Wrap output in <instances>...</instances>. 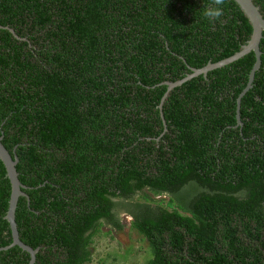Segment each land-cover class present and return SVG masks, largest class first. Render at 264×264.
<instances>
[{
	"label": "trees",
	"instance_id": "1",
	"mask_svg": "<svg viewBox=\"0 0 264 264\" xmlns=\"http://www.w3.org/2000/svg\"><path fill=\"white\" fill-rule=\"evenodd\" d=\"M0 0V137L18 163L15 222L34 264H86L120 212L147 264H264V33L251 90L236 100L252 28L232 0ZM264 19V0H252ZM163 116V118L161 117ZM164 120V123H163ZM10 183L0 161V248L11 243ZM155 196L166 195L163 200ZM18 247L0 264H28Z\"/></svg>",
	"mask_w": 264,
	"mask_h": 264
},
{
	"label": "water",
	"instance_id": "2",
	"mask_svg": "<svg viewBox=\"0 0 264 264\" xmlns=\"http://www.w3.org/2000/svg\"><path fill=\"white\" fill-rule=\"evenodd\" d=\"M232 1H234L238 5V7L247 17L251 25L252 33H251L250 39L247 41V43L244 46L241 47V50L239 52L235 53L231 57L226 58L216 63H208L206 66L200 69L191 68L190 74H187L183 79L176 81L174 83H170V82L162 83L161 85H165L167 87V90L164 96L162 97L160 105L158 107L160 110L169 92L173 90L174 88L181 86L182 84L186 83L187 81L195 77H198V76L206 77L209 72L217 70V69H221L227 65H230L242 59L243 57H245L246 55L252 52L255 57V62L248 75L247 84L245 88L242 90V92L239 94L236 100L237 126H242V123L240 121V113H239L241 100L245 96V94L249 90H251L254 77H255V73L260 69V66H261V51L259 47H260V42H261V39L264 33V19L259 11V8L254 5L252 0H232ZM0 30H6L11 35H13L14 38L19 39L21 41H25V39L18 37L15 34V32L7 26L0 25ZM161 117L163 118V116ZM163 123H164V120H163ZM1 141H2V138L0 137V161L2 162L5 168L6 177L9 180L10 189H11L9 201H8V209L4 217L9 225L11 243L7 247L0 248V252L6 251L13 247H18L23 252H26L29 255L30 259H29L28 264H34L38 250L37 249L33 250L32 248H30L29 246L21 242L19 235H18L16 222H15V211H16L18 200L20 197L27 198V195L23 192V190L26 189V187H24L18 179V173L16 171V165L18 163L17 157L14 156V158H12V156L3 146Z\"/></svg>",
	"mask_w": 264,
	"mask_h": 264
},
{
	"label": "rangeland",
	"instance_id": "3",
	"mask_svg": "<svg viewBox=\"0 0 264 264\" xmlns=\"http://www.w3.org/2000/svg\"><path fill=\"white\" fill-rule=\"evenodd\" d=\"M148 195L156 201L163 200L164 205L168 201L166 195ZM119 217L122 230L115 231L107 225L102 226L93 237L91 261L86 264H147L151 257L148 244L136 230L130 228V215L123 211Z\"/></svg>",
	"mask_w": 264,
	"mask_h": 264
},
{
	"label": "clouds",
	"instance_id": "4",
	"mask_svg": "<svg viewBox=\"0 0 264 264\" xmlns=\"http://www.w3.org/2000/svg\"><path fill=\"white\" fill-rule=\"evenodd\" d=\"M224 0H213V2L204 10V16L210 23L220 21L224 16Z\"/></svg>",
	"mask_w": 264,
	"mask_h": 264
}]
</instances>
